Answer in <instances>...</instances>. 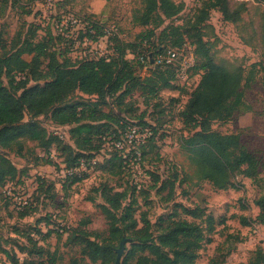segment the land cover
Here are the masks:
<instances>
[{"label":"rangeland","instance_id":"rangeland-1","mask_svg":"<svg viewBox=\"0 0 264 264\" xmlns=\"http://www.w3.org/2000/svg\"><path fill=\"white\" fill-rule=\"evenodd\" d=\"M172 1L182 6L177 16L165 19L161 25L144 26L141 19L145 0H54V11L44 8V0H0V58L20 49L28 40L32 45L44 44L48 55L69 51L67 57L72 65L85 56L98 55L99 51L81 44L79 34L71 52L69 39L51 40L49 31L44 29L47 26L43 12L53 18L65 12L75 15L79 22L92 20L102 24L100 34L109 35L114 30L110 36L112 40L118 37L114 46L127 49L126 58L132 63L137 44L150 36L155 44L160 41L168 47L179 46L184 39L193 42L198 66L190 71L186 83L166 74L164 78L171 80L170 88H163L165 79L158 78L156 85H139L123 100L111 98L103 102L76 91L65 101L64 105H85L90 113L120 116L130 124L153 130L148 144L139 148L141 158L130 157L127 165L115 150L114 141L107 139L102 149L93 153V159L77 172L81 181L73 183L56 146L48 151L39 143L26 140L22 153L0 147V156L19 170L17 180L0 184V264L48 263L52 259L57 264H70L74 259L82 264H102L83 256V242L91 240L119 248L121 240L111 239L104 213V207H109L107 198H116L115 194H125L124 199L118 198L117 213L121 215L125 208H131L139 228L148 222L154 237L162 234L166 226L163 221L167 219L199 224L205 239L196 264H264V224L257 206L264 197V2L227 0L224 14L220 9H210L206 0ZM17 42L20 43L16 47ZM108 50L111 56L110 41ZM205 54L242 81L238 90L243 92L242 103L230 120L205 115L196 116L192 122L184 117L204 75L200 67L206 61ZM33 57L34 54L23 56L28 62ZM35 63L31 70L34 77L41 79L38 83L50 81L46 57ZM151 74L136 71V77L142 80ZM23 77L18 73L14 79L13 74L5 73L2 82L19 96V80ZM36 84L34 79L28 82L29 87ZM32 121L43 127L48 136L59 134L66 143H72L70 129L56 125L51 113L38 117L26 113L23 123ZM206 131L238 136L258 159V170L246 174L244 167L231 165L227 172L220 168L212 172L215 182L206 180L208 169L201 170L196 164L198 159L190 152L192 139ZM115 155L121 159L122 167L119 160H113ZM229 162H234V157H229ZM186 210H196L199 218H193ZM207 216L216 220L214 232L208 230ZM126 238L121 264L133 245L132 238ZM138 256L141 253L133 263Z\"/></svg>","mask_w":264,"mask_h":264},{"label":"trees","instance_id":"trees-1","mask_svg":"<svg viewBox=\"0 0 264 264\" xmlns=\"http://www.w3.org/2000/svg\"><path fill=\"white\" fill-rule=\"evenodd\" d=\"M209 2L210 9H220L224 14L227 13V0H206ZM264 2V0H261ZM145 13L141 19L142 25L149 24L161 25L165 19H172L182 11V6L174 3L172 0H145ZM87 23V33H80V39L87 36L91 41H98L105 36L98 30L104 29L102 24L85 20ZM42 28L41 25H38ZM44 28V27H43ZM49 31L51 40H63L62 36L55 35L50 27H45ZM103 31V30H101ZM64 38V39H63ZM118 37L110 38L113 43V53L109 61L105 59H79L72 65L69 51L52 53L48 55L47 47L38 43L32 45V41L24 42V48H18L12 53L0 58V147L5 150L22 153L26 140L37 142L43 148L49 149L52 146L58 147L64 158L67 171L79 169L82 162H90L93 159V153L100 151L106 140L112 141L120 139V133L124 131L129 124L120 118L110 114H99L91 112L87 106L64 105L65 101L76 91H80L88 96H96L103 102L107 99L123 100L133 89L139 85H156L158 78L165 79L163 88L171 87V80L165 75L170 74L172 79L177 80V66H156L149 69L147 74L152 73L143 79L136 77L137 70L145 69V64L139 61V57L146 52L143 48L144 42H148L151 48L149 51L154 56L160 55L169 49L181 51L185 46L190 45L193 48L196 58L197 48L193 42L184 39L179 46L168 47L155 44L150 36L141 39L137 44V55L135 63L126 58L124 48H116L114 41ZM70 52L71 46H75V41L69 39ZM20 42H17L18 46ZM112 47V46H111ZM25 54H34L31 62L23 58ZM64 55L66 58L63 60ZM48 60L47 76L50 81L45 84H39L38 77L32 74V68L35 61L41 58ZM206 61L200 67L204 71L200 86L193 94L184 117L194 122L196 116L210 115L216 119L230 120L242 103L243 92L238 91L242 85L239 76L230 74L227 70L213 63L208 54H205ZM70 60V61H69ZM196 60V59H195ZM39 66L36 65V67ZM195 67L191 70L197 69ZM7 73L14 79L19 73L23 80L21 83L22 93L17 96L2 82L3 75ZM35 74V73H34ZM20 79V78H19ZM37 82L34 86H28L30 80ZM26 113L33 117H38L46 113L52 114L53 122L61 127H68L70 142L66 143L58 136H48L47 131L37 122L32 121L24 124ZM142 125V124H140ZM196 125V124H195ZM95 144V145H94ZM192 150L190 151L198 160L197 166L205 171L208 169L207 177L203 178L214 181L212 172L221 169L229 171V167H244V172H256L259 167L258 159L250 153L241 143L238 136H223L217 132H203L198 134L191 141ZM229 157H234V162H229ZM121 159L115 155L113 160ZM201 163V166L198 165ZM19 170L5 157L0 156V184L5 185L8 181H15L18 178ZM73 183L81 181L76 175H69ZM220 188H226L224 185H217ZM116 198H107L109 207H104L109 221V232L112 240H121L127 235L132 238V248L128 252L123 264H196L198 253L204 243V234L202 227L195 222L164 220L166 226L160 236L154 237L151 234L150 224L146 222L145 226L139 228V223L135 219L131 208L124 209L119 215L120 202L118 198L124 199L125 194H115ZM260 209V219L264 224V197L258 202ZM186 212L193 218H199L196 210ZM208 230L215 231L216 220L212 216L206 217ZM128 240V238H126ZM121 243V242H120ZM83 249V256L93 263L113 264L117 259V250L111 245H101L94 241L87 240ZM138 256L136 263L133 261ZM148 253V254H146ZM23 264H57L55 259L51 262L36 263L34 261L24 262ZM70 264H82L80 260L74 259ZM259 264V262L252 263Z\"/></svg>","mask_w":264,"mask_h":264},{"label":"built area","instance_id":"built-area-1","mask_svg":"<svg viewBox=\"0 0 264 264\" xmlns=\"http://www.w3.org/2000/svg\"><path fill=\"white\" fill-rule=\"evenodd\" d=\"M44 8L50 11H54L56 9L54 0H44ZM43 20L45 21L44 25L50 27L55 35L74 40L75 46L78 42L80 33H87V23L79 22L77 17L70 13L63 12L59 15L54 16L53 18L52 16H48L45 12H43ZM113 33L114 30H112V34H106L96 42L91 41L87 36H85L84 39L80 41L81 44L91 47L93 50L99 51L98 55L92 56V58L85 56V58L105 59L109 61L110 51L108 50V45L110 36L113 35ZM77 34H79L78 37ZM143 48L146 52H144L139 57V61L145 64V73H147L152 67L174 65L178 67L177 79L183 83L189 81L190 71L196 65L193 48L190 45L185 46V48H183V50L181 51L169 49L168 51L157 56H154L153 53L149 51L151 46L148 42H144ZM185 54H189L190 57L187 58ZM55 135L63 141L66 139L59 134ZM120 135V139L115 140L113 146L116 151L120 152L121 158H123L125 164L127 165L128 158H135V155H137L139 159L141 158L139 148H142L143 146L148 144L149 140L153 137V130L148 127H142L137 124L129 123L125 127L124 131L120 133ZM52 157L54 158V155ZM85 163L86 162H82V165L79 169L69 170L67 171V173L69 175H76L77 172L85 165Z\"/></svg>","mask_w":264,"mask_h":264},{"label":"water","instance_id":"water-1","mask_svg":"<svg viewBox=\"0 0 264 264\" xmlns=\"http://www.w3.org/2000/svg\"><path fill=\"white\" fill-rule=\"evenodd\" d=\"M128 240L126 238L122 239L119 248L117 249V259L116 264H121V259L124 255V252L126 250V244Z\"/></svg>","mask_w":264,"mask_h":264}]
</instances>
